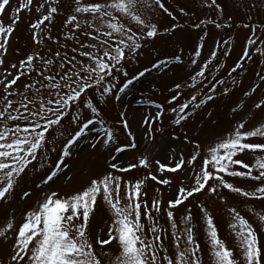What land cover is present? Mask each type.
<instances>
[{
  "label": "rangeland",
  "instance_id": "1",
  "mask_svg": "<svg viewBox=\"0 0 264 264\" xmlns=\"http://www.w3.org/2000/svg\"><path fill=\"white\" fill-rule=\"evenodd\" d=\"M161 2L171 15L156 5L154 0H148L151 7L139 8L147 22L157 25L158 35L142 41V48L138 50L135 59L129 56L122 67L117 66L121 70L113 72L114 79L106 78L105 86L115 85L112 92L102 97V88L94 87L83 97L84 101L91 99L99 115L85 108L83 103L77 102L67 110L70 115L65 116L61 125L53 126V129L49 130L50 134L46 133L48 143L40 150L37 160L32 162L36 169H40L39 172L30 166L26 169V174H22V178H17L19 183L14 192L8 195L5 201H0V230H4L8 222H13L18 228L23 214L37 207L45 191L50 189L57 191L61 196L71 195L86 187L91 179L101 178L112 171L113 174L120 175L123 181L120 190L122 202H126L125 185H134L137 181L144 180L141 199L147 203L150 215L154 219L149 221L142 216L141 222L145 226L148 239L153 238L148 232L153 222L161 229L159 234L166 249V252H161V256L166 254L169 258H175L176 242L173 240V229L166 214V210H171L177 224V234L182 233L185 227L191 226L194 240L199 245L197 255L201 264H214L205 214L201 207L212 218L218 238L233 252L237 264H243V256L239 240L229 227L235 222L230 209H235L247 220L257 234L260 248L264 250V223L258 218V214H264V199L243 197L221 188L217 193L202 191L194 194L182 205L169 209V201L176 198L180 187L188 189L193 186V173L201 166V158L206 155L209 146H214L239 123L246 125L245 130H252L264 124V81L261 80L264 76V55L257 51V48L264 49V0H217L219 9L209 6L211 0H161ZM26 3L27 0H10V6H6V10L0 14V24L5 27L11 25L12 20L19 16V20L13 26L15 30L10 36L7 53L0 57L3 59V64H0V80L6 75L7 79L11 80L21 72L25 73L13 86L14 91H23L25 84L31 83L34 79H41L38 72L44 70L43 61L38 59L31 71L20 66V62L28 55L53 60L54 64L50 66L53 75L59 71L58 65L65 54L69 58L76 56L77 60L88 63L86 57L79 56V51L73 52V48L80 49L79 44L75 40L65 38L66 34H71L70 26L66 27L65 21L69 15L74 14V0H59L58 4L45 6L46 8L56 6L58 12L53 14L52 21H45L42 25L43 32L40 29H32L31 24L42 19L41 13L46 14L45 9H41V12L36 11L44 0H33L31 6L21 10V4ZM77 16L82 20L79 14ZM122 22L129 23L127 18L122 19ZM132 23L133 31L139 33L140 29L134 22ZM216 24L221 26L217 28ZM33 32L37 34L39 43L33 40ZM75 34L77 39L85 44L95 43L91 36L81 34V30H76ZM250 37L256 41L255 46L248 44ZM62 44L67 46L61 47ZM246 48L250 55L241 59ZM197 50L200 52L199 56L195 55ZM57 52L60 54L59 57L55 55ZM212 52H216L215 58L211 56ZM176 56L181 57L179 62L176 61ZM193 59L196 60L195 64L192 63ZM160 61L165 63L156 68L152 67L154 63L158 64ZM206 63L209 66L205 68V75L197 76L193 80L192 77L196 76ZM237 63L241 67L233 72L232 69ZM12 65H16V68ZM145 68L148 71L143 77L133 81L123 93L119 92V87L123 86L127 79L138 75ZM125 71L128 73L127 77L123 75ZM216 81L223 83L217 84ZM177 84L180 85L178 89L175 87ZM213 85L215 91L211 92L209 89ZM2 95L0 91V96ZM174 95L177 96L176 100H172ZM207 95H212L213 99L200 107H195L201 99H206ZM193 96L197 97L195 101L192 100ZM181 104L189 105L185 113H181L186 115L187 119L177 125L174 120ZM257 104H260L261 108H257ZM172 108H176L177 112L174 113ZM157 113L160 114L159 118ZM76 114L84 122L92 119L94 125H89L85 137L79 139L78 143L72 146L71 155L64 158L66 166L62 169L63 175L50 183L48 188L41 186L38 189L36 185L40 183V177L46 170L54 168L67 139L77 130L78 125L69 122ZM125 121L128 124L127 128L124 127ZM106 130L113 133V139L107 145L103 143L107 139ZM247 142L264 143V139L250 138ZM197 143L201 146V158L192 166H187L176 173L159 171L157 161L174 167L175 160L181 156L185 160L190 158ZM92 144L96 147L93 148ZM133 144L135 147H132ZM117 147L124 148V151L117 153L115 151ZM258 155L264 153H260L259 150H246L236 158L251 166ZM141 159H146L151 167L141 166L139 164ZM113 162L125 168L133 164L137 167L130 168L127 172H116L109 167ZM41 164H44V168H40ZM236 170L247 171L239 166H236ZM150 175H156L157 180L167 179L170 184L157 183ZM225 179L246 191L255 190L261 183L249 178L225 177ZM23 191H29L31 195L21 199ZM157 200L160 201L159 212L151 207L153 201ZM189 211L192 220L190 225H187L183 219ZM111 219L108 205L103 202L102 197L98 198L88 227L93 242L97 237L107 239ZM8 234L11 236L12 232L9 231ZM9 243L10 241L4 242L0 238V264H9ZM180 247H184L183 240ZM96 250L102 264H110L119 253V247L115 243L105 245L103 248L97 245ZM105 252L108 255H104Z\"/></svg>",
  "mask_w": 264,
  "mask_h": 264
},
{
  "label": "snow or ice",
  "instance_id": "2",
  "mask_svg": "<svg viewBox=\"0 0 264 264\" xmlns=\"http://www.w3.org/2000/svg\"><path fill=\"white\" fill-rule=\"evenodd\" d=\"M32 3L33 0H27L26 4H21L20 9L28 8ZM58 3L59 0H44V3L40 4L36 11L41 12V9H45L46 14L41 13L42 19L31 24V28L40 29L43 32L42 25L45 24V21H52L53 14L58 12L56 6L47 8L45 6ZM74 3V14L69 15L65 21V26H70L69 33L71 34H66L65 38L66 40H75L79 44L80 49L73 48V52L79 51V56L86 57L88 63L77 60L76 56L69 58L65 54L58 65L59 71L53 75L51 74L53 69L50 67L54 64L53 60H45L38 55H28L25 60L20 62V66L31 71L38 59L43 61L44 70L38 72L41 79H34L31 83L25 84L23 91H14L13 86L17 84L20 76L25 75L24 72L14 76L11 80L7 79V75L3 80H0V85H2L0 91L3 93L0 96V201H5L7 196L14 192L19 183L17 178H22V174H26V169L30 166L39 172L40 169H36L32 162L37 160L40 150L45 148L48 143L46 133H49L53 126H60L65 116L70 115L67 110L77 102H81L85 108L99 115L91 99L83 100L88 90L94 87L102 88V97L110 94L115 85L105 86L106 78L114 79L113 72L121 70L117 66L122 67L129 56L135 59L138 50L142 48L141 42L158 35L157 25L147 22L139 11L140 7H151L148 0H92V2L74 0ZM154 3L168 12L161 0H154ZM6 6H10V0H0V14L6 10ZM209 6L220 8L217 0H211ZM77 14L82 17V20L78 19ZM168 15L171 13L168 12ZM124 18H127L129 23L122 22ZM18 20L19 16H16L12 20V24L7 27L0 24V57L7 53L10 36L15 30L13 26ZM132 22L140 29L139 33L133 31ZM220 26V24H216L217 28ZM76 30H81V34L84 36H91V40L95 43L85 44L78 40L75 34ZM49 39H51L50 36ZM33 40L37 43L40 42L35 32H33ZM248 44L255 46L256 41L250 37ZM66 46V44L61 45V47ZM257 51L264 55V49L257 48ZM55 55L59 57L60 54L57 52ZM195 55L199 56L200 52L197 50ZM249 55L246 48L241 59ZM211 56L215 58L216 52H212ZM175 59L179 62L181 57L176 56ZM164 63L165 61H160L158 64L154 63L152 67L156 68ZM192 63L195 64L196 60L193 59ZM0 64H3L2 58H0ZM208 66L207 63L204 64L192 79L195 80L197 76L203 77L205 68ZM12 67L16 68V65H12ZM239 67L241 65L237 63L232 71L235 72ZM147 71L148 69L145 68L138 75L127 79L123 86L119 87V92L123 93L133 84V81L143 77ZM123 75L127 77L128 73L125 71ZM261 80L264 81V76L261 77ZM216 83H223V81H216ZM175 87L178 89L180 85L177 84ZM209 91L214 92L215 85ZM176 98L177 96L174 95L172 100H176ZM196 99V96L192 97L193 101ZM212 99V95H207L206 99H201L195 107H200ZM157 107L160 106L157 105ZM188 107V104L179 106L177 118L174 120L175 124L179 125L181 121L187 119V116L181 113H185ZM256 107L261 108V105L257 104ZM171 110L174 113L177 112L176 108ZM159 115L157 113V118ZM69 122L76 123L78 128L67 139L54 168L46 170L45 174L40 177V183L36 185L38 189L41 186L48 188L50 183L55 182L63 175L62 169L66 166L64 158L69 157L72 146L77 144L79 139L85 137L89 125H94L92 119H87L86 122L81 121L78 114L72 116ZM124 127H128L126 121ZM245 129L244 123L237 124L227 136L218 140L214 146H209L206 155L202 158L200 157L201 146L197 143L190 158L185 160L181 156L175 160L174 167H168L159 161L156 162L159 164V171L166 170L176 173L178 170H184L187 166H192L198 158L202 159L201 166L193 173V186L188 189L180 187L176 198L169 201V209L182 205L194 194L202 191L217 193L221 188L243 197L264 199V155H258L251 166L236 158L246 150H259L260 153H264V143L247 142L250 138L264 139V124H260L252 130ZM106 136L107 139L103 141L105 145L113 139V133L106 130ZM91 146L96 147L95 144ZM132 147L135 145L133 144ZM115 151L121 153L124 148L117 147ZM139 164L145 168L151 167L146 159H141ZM236 166L247 171L236 170ZM109 167L116 172H127L137 165L133 164L129 168H125L113 162ZM40 168H44V164H41ZM254 172L258 174H254ZM225 177L249 178L261 183L255 190L246 191L229 183ZM150 178L157 183L170 184L167 179L157 180L156 175H150ZM212 181L216 183L210 184ZM122 183L120 175L109 171L101 178L91 179L86 187L71 195L61 196L57 191L50 189L45 191L44 197L37 207L23 214L22 222L18 228L14 226L13 222H8L6 228L0 230V238L4 242L10 241L8 244L10 248L9 264H102L101 258L97 255L96 246L103 248V246L113 243L118 245L119 253L114 260L110 261V264H201L197 255L199 245L194 240L193 228L187 226L182 233L177 234V224L171 210H166V214L173 229V240L176 242L175 258H169L166 254L161 256L162 251L166 252L159 234L161 229L156 222H153L148 228V232L152 234L153 238L148 239L145 234V226L141 222L142 216L149 221L154 219L150 215L147 203L142 202L141 199L144 180L137 181L134 185H125L124 201L126 202H122L120 197ZM30 195L29 191H23L21 199L28 198ZM100 197L108 205L112 219L108 226L107 239L97 237L93 242L89 236L88 227L90 216L94 214ZM151 207L159 212L161 210L160 201H153ZM201 211L205 214L207 235L210 238L214 264H237L233 252L218 238L212 218L207 215L203 207H201ZM229 211L234 214L233 220L235 221L229 227L239 240L243 264H264V250L258 244L256 232L235 209ZM258 218L264 223V214H258ZM191 220L192 216L189 211L183 222L190 225ZM9 231L12 232L11 236L8 234ZM182 240L184 241L183 248L180 247ZM104 255H108V253L105 252Z\"/></svg>",
  "mask_w": 264,
  "mask_h": 264
}]
</instances>
